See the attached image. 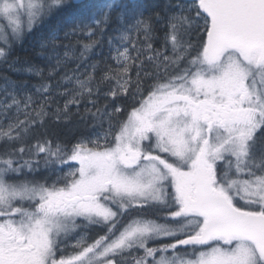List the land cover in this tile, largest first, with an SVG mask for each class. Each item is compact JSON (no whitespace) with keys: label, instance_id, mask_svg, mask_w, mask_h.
Returning a JSON list of instances; mask_svg holds the SVG:
<instances>
[{"label":"snow or ice","instance_id":"1","mask_svg":"<svg viewBox=\"0 0 264 264\" xmlns=\"http://www.w3.org/2000/svg\"><path fill=\"white\" fill-rule=\"evenodd\" d=\"M0 264H264V0H0Z\"/></svg>","mask_w":264,"mask_h":264},{"label":"trees","instance_id":"2","mask_svg":"<svg viewBox=\"0 0 264 264\" xmlns=\"http://www.w3.org/2000/svg\"><path fill=\"white\" fill-rule=\"evenodd\" d=\"M33 82H35V81H33ZM61 103L63 102L62 100L60 101ZM73 110H75V109H73ZM83 109H81V111H82Z\"/></svg>","mask_w":264,"mask_h":264}]
</instances>
